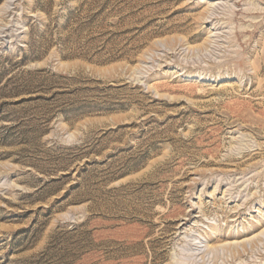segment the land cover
<instances>
[{
	"label": "rangeland",
	"instance_id": "374dc122",
	"mask_svg": "<svg viewBox=\"0 0 264 264\" xmlns=\"http://www.w3.org/2000/svg\"><path fill=\"white\" fill-rule=\"evenodd\" d=\"M0 264H264V0H0Z\"/></svg>",
	"mask_w": 264,
	"mask_h": 264
},
{
	"label": "trees",
	"instance_id": "16d2710c",
	"mask_svg": "<svg viewBox=\"0 0 264 264\" xmlns=\"http://www.w3.org/2000/svg\"><path fill=\"white\" fill-rule=\"evenodd\" d=\"M21 94V93H20ZM20 94H17V95H20Z\"/></svg>",
	"mask_w": 264,
	"mask_h": 264
}]
</instances>
